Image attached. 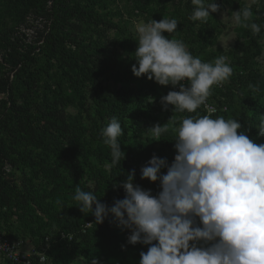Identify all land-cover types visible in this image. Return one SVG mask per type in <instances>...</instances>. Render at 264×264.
<instances>
[{
    "label": "trees",
    "instance_id": "1",
    "mask_svg": "<svg viewBox=\"0 0 264 264\" xmlns=\"http://www.w3.org/2000/svg\"><path fill=\"white\" fill-rule=\"evenodd\" d=\"M135 1L140 8L151 9L159 21L167 4L177 0ZM48 2L51 3L46 6ZM194 7L191 0L186 1V12L177 33L192 55L199 57L196 41L200 33L195 30L196 23L189 19ZM32 13L36 18L29 19ZM251 22L264 25V0H259V7L253 10ZM22 24L33 29L34 38L29 42L17 31ZM100 24L101 31L97 29ZM92 26L93 34L99 32L101 37L107 28H119L100 17L94 8L83 5L82 0H2L0 3V50L5 56L0 63V233L20 239L14 236L17 227L25 237L41 243L39 248L33 244L28 247L33 251L31 264H38V251L49 256V264H68L78 256L87 264L92 259L98 264H139L140 253L150 247L129 244L131 231L122 230L115 218L108 217L97 225L95 217L82 213L73 199L79 186L94 191L101 203L112 206L115 200L125 198L124 189L118 185L133 169L135 183L157 194L161 190L159 181L141 179V168L153 155L164 158L162 151L171 150L176 140L169 133L160 137L162 147L156 146L154 139L127 145L121 148L126 153L125 160L121 159L110 170L105 169L104 165L111 163V149L103 142L102 129L113 118L121 123L138 94L134 88L114 82L138 77L129 67L118 70L110 63L117 56L113 48L117 41L108 37L106 43H99L88 34ZM244 38L247 44L257 48V53L249 51L247 56L238 57L241 68H233L224 93L228 110L211 115L237 119L243 126L238 131L250 129L246 133L249 138L264 143V137L257 136V126L264 118V69L248 65L261 52L264 27L257 35L244 28ZM50 69L54 70L50 77L67 79L76 91L87 89L91 94V102L85 108L87 121L72 119L66 111L67 96L53 97L51 87L40 83ZM138 79L153 91L176 90L171 85L148 80L146 75ZM249 84L258 85L259 90L253 91ZM197 113L209 114L202 105ZM176 114L178 124L181 117L196 115L187 111ZM118 140L124 145L123 136ZM8 164L12 168L10 172L6 168ZM166 171L162 169L165 174ZM196 221L199 225V218Z\"/></svg>",
    "mask_w": 264,
    "mask_h": 264
},
{
    "label": "clouds",
    "instance_id": "2",
    "mask_svg": "<svg viewBox=\"0 0 264 264\" xmlns=\"http://www.w3.org/2000/svg\"><path fill=\"white\" fill-rule=\"evenodd\" d=\"M191 3L195 6L189 17L192 21L206 22L221 8L217 0ZM257 3L249 0L239 11H232L231 23L260 34L264 25L251 22L252 5ZM177 29L176 18L138 23V47L133 53L136 77L146 75L148 80L173 89L179 86V91L160 98L164 110L173 106L174 113H196L181 117L178 126L173 115L167 123L148 128L156 141L170 128L176 134L177 154L171 164L153 155L141 168V179L159 181L161 190L153 195L151 189L136 184L133 169L118 185L125 198L115 200L112 206L101 203L94 191L79 186L73 199L82 213L95 217L97 225L111 215L122 230L131 231L129 244L149 245L147 252L140 253L139 264H264V143L250 139L246 134L250 129L238 131L243 126L237 119L197 113L212 87L227 81L233 68L224 55L202 62L183 40L163 34ZM249 88L259 90L258 85L249 84ZM257 128V136L264 137V118ZM122 135L115 118L102 129L103 142L111 149L106 170L126 158L118 140ZM25 255L31 256L32 250ZM36 255L38 264H49L45 253ZM91 264L98 261L92 259Z\"/></svg>",
    "mask_w": 264,
    "mask_h": 264
},
{
    "label": "rangeland",
    "instance_id": "3",
    "mask_svg": "<svg viewBox=\"0 0 264 264\" xmlns=\"http://www.w3.org/2000/svg\"><path fill=\"white\" fill-rule=\"evenodd\" d=\"M11 1V0H10ZM186 1L183 0L182 4L177 1H171L167 4L165 15L161 17L159 21L163 18H176L178 20V25L183 21L184 15L186 12ZM2 0H0V3ZM249 0H217V3L220 4V11L216 13H211V16L206 22L194 21L195 30L199 32L200 38L196 41V46L198 48L199 57L202 59V62H213L215 58L220 55H224L228 58V62L232 68H241V64L238 62V57L243 58L247 56L249 51L257 53V48L252 44H247L244 38V27L234 26L231 23L230 14L232 11H239L241 7L245 6ZM51 2H48L46 6L50 5ZM83 5L89 6L95 9L100 17L106 19L107 21H112L116 23L119 28H110L105 30L103 36L101 37L100 33L93 34V26L91 31L88 32L93 39H97L99 43L107 42L108 37L115 39L117 42L113 45V48L117 52L116 58H112L111 64H115L118 70H123L127 67L130 68L132 72V65L136 63L133 53L138 47V34L136 31V25L141 22H148L151 19H154L151 9L144 10L140 8L135 0H82ZM9 5V3H6ZM259 7V0L257 4L252 5V12L254 9ZM225 15V17H224ZM29 19L36 18L34 14L28 15ZM43 17L39 18V23H44L42 20ZM38 21V20H36ZM158 21V22H159ZM12 23V22H11ZM103 26L101 24L97 26V29L101 31ZM17 31L22 33L23 38L26 42L34 38V32L32 28L27 26L24 27V24L17 27ZM178 31V30H177ZM174 33H163L169 39H180L182 40L180 34ZM18 33V32H17ZM19 34V33H18ZM229 34H233L231 39ZM20 35V34H19ZM4 51L0 50V63L5 60ZM42 55V54H41ZM243 61V59H242ZM8 65V64H4ZM248 65L258 69H264V39L261 41V52L256 55L252 60H249ZM9 67V65H8ZM54 70H49L47 74H44L43 80L40 83H45L46 87H51V95L55 96H64L68 98L66 111L71 115L72 119L78 118L79 120L87 121V111L85 108L91 102L92 96L87 92V89L84 91H76L72 88L67 81V79L61 78L59 76L50 77ZM108 72H106V76ZM13 78V76H12ZM231 78V77H230ZM230 78L222 82L220 85H214L212 87L211 95L207 98L208 102L212 104L214 108L218 111H227L226 97L224 93L226 92V85L229 83ZM47 81V82H45ZM115 84L118 86H125L126 88H134L138 94L133 97V101L123 115L121 127L123 129L124 145H121V148L125 146L137 145L139 142H145L149 139H154L156 146H161V141H156L157 138L152 137L148 128L159 123L161 125L167 123L170 118L174 115L176 120V126H178L177 114L172 111L173 106H169L168 110H164L162 104L160 103V98L164 95H167L169 91L161 90L157 88V91H153L149 88H145V83L138 78L131 79L126 82L115 81ZM178 91V89H176ZM204 109L206 107L203 106ZM71 134V130L69 131ZM173 133L171 131L164 133L167 135ZM164 150V148H163ZM163 157L167 160L173 162L176 153L175 148L171 150H164ZM7 171H12L11 166L6 165ZM19 171L17 175H19ZM153 195H156L155 192H152ZM111 218V215L109 216ZM17 232L15 237H19L23 241L22 250L25 252L28 250L30 245H34L36 248L41 247V243L37 244L32 241L29 237H25L17 227ZM14 237V238H15ZM0 264H10L5 261L0 260ZM68 264H87L85 259L81 256L75 257L69 261Z\"/></svg>",
    "mask_w": 264,
    "mask_h": 264
},
{
    "label": "built area",
    "instance_id": "4",
    "mask_svg": "<svg viewBox=\"0 0 264 264\" xmlns=\"http://www.w3.org/2000/svg\"><path fill=\"white\" fill-rule=\"evenodd\" d=\"M182 83H186L183 81ZM179 90V86L176 87ZM206 107L208 113H215L218 110L212 106L211 103L206 100V103L202 105ZM48 240V237L46 238ZM23 241L20 239H12L0 233V260H13V261H20L24 262L25 264H31L32 260L31 256L25 255L26 252L30 251L31 248H28L25 252L22 250Z\"/></svg>",
    "mask_w": 264,
    "mask_h": 264
}]
</instances>
